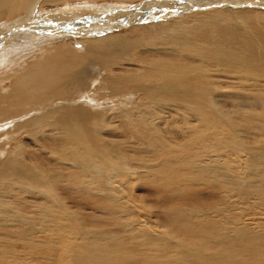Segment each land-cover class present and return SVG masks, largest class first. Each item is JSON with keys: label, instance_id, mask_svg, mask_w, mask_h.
<instances>
[{"label": "bare ground", "instance_id": "1", "mask_svg": "<svg viewBox=\"0 0 264 264\" xmlns=\"http://www.w3.org/2000/svg\"><path fill=\"white\" fill-rule=\"evenodd\" d=\"M129 1L138 0H0L4 30L30 21L35 10L55 16L54 26L62 17L65 26L91 21L111 5L117 11V3L133 22L128 31L97 33H83L90 26L82 24L75 30L80 40L50 31L0 49V70L8 69L0 87V227L7 233L0 240L13 252L4 263L39 250L58 264H185L177 255L154 252L152 245L171 232L131 216V205L153 207L144 200L129 205L126 184L135 188L130 176L137 171H187L173 184L210 181L218 186L214 192L231 198L206 204L219 221H194L189 212L175 211L190 224L186 263L264 264V208L256 215L241 211L242 227L228 222L236 201L258 195L264 205V11L256 10H264V0L122 5ZM21 34L18 28L7 39ZM113 40L118 45L108 47ZM96 68L105 70L99 87L77 100ZM95 106H109L111 113ZM12 128L17 138L3 139ZM96 213L116 231L87 226ZM117 244L124 263L112 261ZM131 250L139 256L131 257Z\"/></svg>", "mask_w": 264, "mask_h": 264}, {"label": "rangeland", "instance_id": "2", "mask_svg": "<svg viewBox=\"0 0 264 264\" xmlns=\"http://www.w3.org/2000/svg\"><path fill=\"white\" fill-rule=\"evenodd\" d=\"M139 1H143V0L129 1V2L122 3V5L123 4H136ZM153 2H155L154 4H157L156 2H158V1L153 0ZM117 4H118L117 5L118 10L117 11L115 10V5H113V6L111 5L112 7L111 6H110V8L107 7V8H109L110 11H105V10L97 11L98 14L96 16H94L91 21L90 20L86 21V17L82 20L73 19L74 22H69V23H67V25L63 26V25H61V23H62V20H64V19H62V17H58L60 24L58 22L55 25L57 27H55L53 25V22L55 21V16H50L48 14H44V15L38 14V11L35 10L34 11L35 14L33 13V15L30 16V18H29L30 21H28V22L16 24L14 26L9 27V29H7V30H4L5 28H2L0 26V30H1L0 36H2V35H3V37L6 36L4 39H1V40H3V42L0 41V49H3V50L7 49L8 46L11 43L12 44L15 43V41L16 42H18L19 40L20 41L21 40L28 41V40H31L29 38L33 39L35 37V39H36L37 37L40 38L41 36H44V34L50 35L49 34L50 31L54 32L53 34H58V35L76 34L75 30L82 24H87L90 26L89 28H86L85 30H83L84 31L83 33L87 32V30L94 31L96 33L104 31V30H107V32H112V31L121 30V29H124L127 27H131V25L133 23L131 21V18H130L131 16L128 13H127V15H125V12L119 9L121 4H119V3H117ZM233 6H237V4H235ZM158 7H160V5H158ZM260 7L264 8V5H262ZM148 8L149 7L146 6L145 10H147ZM164 8L166 9V8H168V6H164ZM237 8L240 9L242 7H236V9ZM256 10L264 11L263 9H256ZM141 21L144 23H147V15H145ZM136 22H138V21L136 20L135 23ZM58 24H59V26H58ZM19 25H20V27H18ZM27 26H28L27 30L26 29L24 30V28H26ZM18 28H19V30L23 31V34L25 36H23L22 34L16 35V36H18V39L14 38L12 40L11 39L8 40L7 38L11 37L10 34L12 33V31L13 30L15 31ZM96 28H100L102 30L96 31L95 30ZM128 30H129V28H127L126 30L124 29L122 31H128ZM47 32H48V34H47ZM118 32H121V31H118ZM114 33H116V32H113L110 34H114ZM51 35H52V33H51ZM85 35H90V34H85ZM16 36H14V37H16ZM26 36L28 38H25ZM74 36H75V38H71V39H67V40H77V39L80 40L78 38L77 34ZM19 37L21 39H19ZM22 37H24L25 39ZM10 41H11V43L9 44L8 42H10ZM24 41L18 42L17 44L25 43ZM30 42L31 41H29V45L27 44V47H30ZM3 44L5 45V47ZM2 45H3V47H2ZM117 45H118V42L113 40L112 43L108 45V47H114ZM80 46L83 47V45H80ZM84 48L87 49L85 46H84ZM1 52H2V50H0V53ZM8 65L9 64L7 63V66ZM1 70H3V71H1ZM1 70H0V79H1L0 80V87L3 86V82H2V75L3 74L2 73H5L8 69L7 70L5 69L6 71L4 70V68ZM93 71L94 72H93V75L91 76V79L88 80V82L85 85L84 92L85 91L86 92L85 93L83 92L81 94L82 96H80V98L77 100L84 99V97L87 95V93L90 96L93 95V92L96 90L97 87H99L100 81L102 80L101 75L102 76L104 75L105 70L104 69L102 70L101 68H96V69H93ZM94 78H96V79H94ZM136 100L137 99H135V101H133V102H136ZM103 107L104 106H102V107L101 106L100 107L95 106V109L97 108L98 111H104V112L110 111V113H111V107L105 106L104 107L105 109ZM106 107H109V108H106ZM250 109L251 108H246L248 115L250 114ZM251 123H252V121H251ZM251 123H249V124H251ZM3 127H4V124L0 125V129H2ZM7 131L9 133L12 132V134H8ZM7 131L2 132V134H3L2 138L3 139L9 138L11 140H14L17 138L16 136L18 135V133L13 128L10 130H7ZM13 133L15 135H13ZM0 139H1V137H0ZM3 141L4 140L1 139L0 143ZM137 150H138V147H137ZM138 155L140 156L139 151H138ZM144 156H145V154L142 155V157H144ZM152 159L158 160V155H153ZM130 172L132 173V171H130ZM186 172L187 171H185V173ZM176 173H177V175H176ZM183 173H184V171H178V172L177 171H174V172L173 171H137L136 174L130 176L131 180L129 179L130 181H133L135 183V185H136L135 188H133L134 186L131 182H127L126 187H127L128 193H129L128 198L131 199L129 202V205L131 202L144 200L147 204L152 205V207H153L152 208L153 211L149 212L148 210H145L140 206H137V208H135L131 205V208H130V206H129V208L130 209L134 208L133 209L134 211H132L131 216L134 215L133 217H136L135 219H138V220H142V219L148 220V221H150L149 223H153L152 225L157 227V228L159 227L160 230H165V231L169 230L171 232L170 237H168L166 235L165 240H160L161 243H157L156 245H152L154 252L156 254H158L160 257H162L164 255H177V256L183 258V262H185V264H187L185 261V257L187 256L188 252L190 251L189 243H190L192 238L187 235L186 227L190 226V224L187 223L188 220L186 217L175 215V211L178 212V211L183 210L186 214L189 212L191 215H189L190 217L189 216L188 217L194 221L197 220V217L199 219L203 220L204 223H206L207 221H210V220L211 221H213V220L219 221L217 212L212 214V213H209L208 210L206 211V209H207L206 204H210V203L212 204V202H214L215 200L217 201V199H219V200L222 199V201H223L224 198H225L224 199L225 202H227L226 200H228L231 197H230V193H225L224 191H215L214 192L213 189L214 190L218 189V186L216 184L212 185L211 184L212 182H210V181L209 182L206 181V182H203L200 185H198V180H195L196 181L195 182L193 179L194 177H196L194 174L193 175L190 174L188 176V178L193 179V180H189V179L187 180L186 179L187 180L186 181L185 179H183V182L181 180L180 183L173 184V182L176 180V176H178V174L184 175L185 173L184 174ZM231 173H233V171ZM199 179H201V178H199ZM191 181L193 182V185H192ZM203 184H204V186H203ZM206 184L210 187L206 186ZM170 186L171 187L176 186V188H174L175 190L174 189L173 190H167V188H169ZM214 186H215V188H214ZM230 186H232L233 188L238 187L237 185H235L233 183ZM207 188H209L208 192H207ZM161 189H162V191L160 192L159 190H161ZM165 189H166V191H165ZM199 189L203 190V191H199ZM174 191H176L177 195L173 194ZM120 194H125V193H120ZM150 194H154L155 197L153 195H150ZM210 194L212 195V197ZM167 196H169L168 197L169 200H167L168 199ZM170 196H171V199H170ZM181 196H183V197H181ZM208 196H210V197H208ZM178 197H181V201L178 200L179 199ZM235 197H236V195H234L232 198H235ZM260 197L261 196L254 195L249 200H247L243 203L236 201L235 203L231 204L230 209L232 210V213H230L229 217H228V222H229L230 226L242 227L244 225L243 223H245V222H243V220H242L241 211L249 212L250 215L259 214V212H261L264 208V205L260 203ZM162 198L164 199V201ZM175 198H177V199H175ZM94 200L99 204L101 203V200L99 198H95ZM157 204H161V205H157ZM227 204H229V203H227ZM234 204L238 205V208H236V211H234ZM115 207H117V206L115 205ZM93 210L94 209H92V208L87 209V211H91V212H89V214L92 213ZM156 212H158V213H156ZM145 213H147V214H145ZM94 215L96 216L95 221L93 223L88 222L87 226H89L90 228H96V229H101V230L107 229L109 231H116V229L113 227L112 223L109 222L108 217H105L99 213H96ZM141 215H142V217H141ZM204 215H206V216H204ZM178 218H179V220H178ZM184 219H185L186 223L183 222ZM257 221H261L259 218V215H257ZM157 224L159 226H156ZM0 237L3 239L7 237L6 229L1 228V227H0ZM98 237H99V235L92 238V239L96 240V239H98ZM100 242L101 243H107L108 241L107 240H101ZM217 242H218L217 238L211 239V241H210L211 247H215L217 245ZM113 248L117 252L115 253V257H113L112 261L117 262V263H120V262L124 263L125 262V260H124L125 254H124V252L120 251V249L122 248V245L117 244ZM42 254H44V252L39 251V250L30 251L27 254H21L20 256H18L17 261L12 260L14 263L12 261H11L12 263H9L10 262V260H9L8 264H33V262H35L37 264H49L50 261H51L50 264H58L54 259H52L50 261H46L45 259H43ZM57 254H59V253H57ZM11 255H13V252H11L9 250V248H7L6 241L0 240V264H3L5 259L10 257ZM129 255L131 257L139 256L138 253H134L132 250H131V253ZM246 257H249V255H246ZM101 260H105V258L103 257ZM4 264H6V263H4Z\"/></svg>", "mask_w": 264, "mask_h": 264}]
</instances>
